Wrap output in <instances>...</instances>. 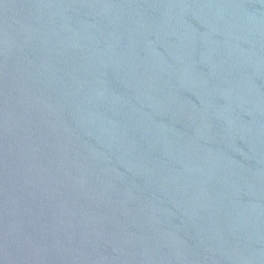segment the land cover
<instances>
[{
	"label": "water",
	"instance_id": "95a60500",
	"mask_svg": "<svg viewBox=\"0 0 264 264\" xmlns=\"http://www.w3.org/2000/svg\"><path fill=\"white\" fill-rule=\"evenodd\" d=\"M0 264H264V0H0Z\"/></svg>",
	"mask_w": 264,
	"mask_h": 264
}]
</instances>
